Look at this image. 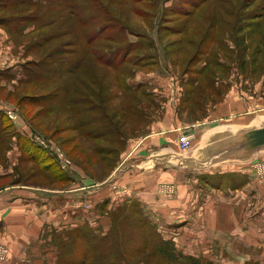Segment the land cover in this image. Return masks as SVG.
Returning a JSON list of instances; mask_svg holds the SVG:
<instances>
[{
	"label": "rangeland",
	"instance_id": "obj_1",
	"mask_svg": "<svg viewBox=\"0 0 264 264\" xmlns=\"http://www.w3.org/2000/svg\"><path fill=\"white\" fill-rule=\"evenodd\" d=\"M235 5L242 6L237 14ZM44 10L48 15L34 20ZM0 17L23 21V31L14 33L0 25V103L6 104L0 110L5 125L0 133L15 136L20 151L15 160L12 139L0 138V190L33 186L55 192L59 200L44 204L27 197L24 189L4 200L15 204L12 213L24 209L43 222L35 235L27 228L19 231L26 239L16 249L1 230L0 264H96L62 258L61 253L78 256L84 249L73 246L68 233L88 225L108 234L118 221H125L121 234L130 247L131 238L157 243L153 259L121 256V264H176L168 256L158 260L163 249L192 257L185 264H244L233 259L238 249L233 254L229 249L248 238H255L256 246L247 250L253 254L245 264H264V153L243 164L249 168L244 174L207 180L210 176L202 172L172 173L159 167L162 179L150 183L152 176L144 171L159 164L152 159L150 166L137 168L132 161L141 158H133L131 150L167 113H179L183 123L192 124L195 140L232 93L240 112L215 122L264 117V0H0ZM51 22L53 29L46 30ZM52 35L56 43L50 45L46 39ZM56 46L67 52L78 46L79 55L86 56L75 77L60 74L63 66L52 55ZM99 57L111 59L113 68ZM44 60L42 83L30 81L27 74L39 78L33 71ZM54 88V102L33 98ZM80 88L93 102L99 96H90L89 89L106 95L104 105L112 117H102L97 126L98 111L83 112L76 93ZM83 116L91 120L86 127ZM76 122L83 128L77 130ZM23 125L27 133L15 130ZM96 127L106 133L103 139L86 136ZM98 145L108 148L106 159L97 156ZM118 168L130 169L114 179ZM86 185L93 191L80 193L78 186ZM167 185H173L172 192ZM139 216L152 222L149 232H140V223L133 221ZM110 236L116 241L114 231Z\"/></svg>",
	"mask_w": 264,
	"mask_h": 264
},
{
	"label": "crops",
	"instance_id": "obj_2",
	"mask_svg": "<svg viewBox=\"0 0 264 264\" xmlns=\"http://www.w3.org/2000/svg\"><path fill=\"white\" fill-rule=\"evenodd\" d=\"M234 96H235V93L228 95L227 98L224 100L223 104L219 105L215 109V111H213V113L211 114L207 122L202 125L201 133L199 136L197 135L196 139L194 140L193 147L188 150H183L180 148L179 143L177 141V137L179 139L178 134L181 131L182 132L184 131L194 132L192 124L183 123L182 118H180L179 116L180 114L179 113L176 114V112L167 113L162 119L156 120L153 123L154 126L152 129V133H149L147 136L140 139L138 142L135 141L131 145V150H134L133 158H136V157L141 158V160H137L138 158H136L135 161H132L134 162L133 164L137 168L139 167L141 168L142 166L147 167V166H150L149 161L152 159L156 161L157 164H159V165H156L157 168H149V169H146L145 171L143 170L145 173H149L152 176L150 183H152V181H157L158 178L162 179V174L159 171V167L171 168L170 171L172 173L176 171H179L182 174H187V172H202L200 173V175L204 176V174H208L210 176L207 180L213 179V178L223 179V176L225 178H228L234 174L246 173L245 171L249 168L248 166L243 165V164H248L247 162H249L250 160L249 161L228 160V161L221 162V163H215L208 167H189L187 165V159L192 157L193 155L192 153L196 149V147H198V145L202 143L204 140H207V138L210 137L212 134L223 131V130H227L229 128L235 129L238 126L248 125V124L259 121L261 118H264V117H260L258 119H254L252 116H249L247 117L248 121L242 122V123L238 122V120L230 121V122H223V123L215 122L218 119L224 118L226 115H229L234 112L235 113L240 112V110H236L238 107L239 100L237 98L234 99ZM5 105L6 104L4 102H1L0 110L4 109ZM244 106L245 105H242V107ZM0 113L2 114L3 112L0 111ZM3 121H4V118H0V130L5 127V125L3 124ZM182 127H185L184 130L182 129ZM177 129L179 130V132L177 131ZM15 130L27 133L25 125L18 127ZM5 137H10L12 139V147H14L13 152L16 154L15 160L19 161L20 151L18 150L17 141L15 139V136H12L8 133H0V138H5ZM16 149L18 150V152H15ZM11 154H13L12 150L9 153L10 160H12ZM14 163L16 164L15 161ZM4 168H5V172H7L8 169L6 168V165H4ZM127 169H130V168H127ZM127 169L118 168L117 171L112 175V177L114 179H118V177L120 176V173H123ZM11 171H16L15 167L14 169H11ZM1 172L3 171L0 169V173ZM141 172L138 171V174H140ZM144 172L142 174H144ZM78 187H79V190H81V192L78 191V194L79 192L83 194L84 193L89 194L93 191V187L91 185L83 186L81 189H80V186ZM19 189L27 190L28 192H23V193L30 199L38 200L37 199L38 197L39 200L43 202L44 201L47 202L44 204L53 205L59 201L57 199L58 195L55 192H51L49 194L44 189L33 187V186H23V185L15 184V185L7 186L3 188L2 190H0V222L2 221V224L0 223V231L1 230L6 231V233L8 234L7 239L9 238L11 239V244L10 243L9 244L11 248L14 247L15 249L21 248L20 243L26 239V237L20 232H22L23 230L27 228L31 230V232H33V234L35 235L42 228V222H43L37 217L32 216L28 211L24 209H22V212L20 213H12L11 207L15 204L8 203V201H4V200H8L13 194L19 193L18 192ZM75 193L76 192L73 191V195ZM25 202L31 203L32 201L27 200ZM9 211L10 213H8ZM25 214L27 215L26 218H25ZM157 220L159 221L158 218ZM169 220L172 221V219H169ZM162 223H166V221H163ZM255 246H256L255 238H248V239H244L236 247H231L229 251L233 254L234 248L235 249L237 248L238 252L235 251L236 252L235 258H238V259L233 258L234 261L239 260V261L247 263V261L251 259L252 254H253L251 253L249 255V253H247V250ZM240 250L242 252L245 251V253L239 256L238 253L240 252ZM243 255H246V256L241 257ZM238 263L240 264V262H237V264Z\"/></svg>",
	"mask_w": 264,
	"mask_h": 264
},
{
	"label": "trees",
	"instance_id": "obj_3",
	"mask_svg": "<svg viewBox=\"0 0 264 264\" xmlns=\"http://www.w3.org/2000/svg\"><path fill=\"white\" fill-rule=\"evenodd\" d=\"M16 1L19 2L20 0H16ZM9 5L10 4H7V6H9ZM15 5H17V4H15ZM1 6L4 7L5 3H3ZM230 7L232 8L233 6L225 7V9L230 8ZM241 7L242 6L235 5L234 11L236 14L238 13V10L241 9ZM29 8H32V7L29 6ZM16 12H19V11H16ZM218 12H219V10H218ZM43 14L48 15V12L46 10H44L43 12L36 15L34 17V20L41 19V17H43ZM239 16L241 17V13H239V15L237 16L238 19H239ZM217 18L220 22H223V17L221 16L220 12H219ZM256 22H258V21H256ZM22 23H23V21L20 19H17V18L0 17V25L4 26L11 33L12 32L14 33L18 30L23 31V28L20 27ZM250 24H252V23H250ZM45 28H46V30L47 29H53V22H51L50 24H47L45 26ZM105 30L106 29H102V31H100V32H104ZM55 36L56 35H52L50 38L46 39V40L51 39V41H47V43L50 45L52 42L56 43V41H54V39H53ZM93 38L94 39L97 38V33H93V36H91L90 39L94 40ZM92 40H89V41H92ZM40 45L43 46L45 44L40 43ZM62 47H60V48H62ZM80 51H81V49L78 46L76 48L72 49L70 52L63 51V49H58L57 46L55 47V51L52 52V55L57 57V60L55 62L60 63V65L63 66V69H61L60 74L67 75L66 73H68V74H71L69 76L75 77V73L81 68L82 62L83 63L86 62V56L81 57L79 55ZM164 53H165V55H169L170 51L167 49V50H165ZM98 59H101L104 63L109 64L110 65L109 67L113 66L111 59L104 60L103 57H99ZM37 68H38V70H34L33 73L36 75H39V78L31 77L29 74H27V76H29L28 79L30 81L36 80L37 82L40 83L41 82L40 75L43 74V71L46 68V60L37 64ZM111 68H113V67H111ZM41 86H43V85H41ZM47 87L52 88L53 85L46 86V88ZM86 88H88L87 85H86ZM103 88H105V84H103ZM89 92L91 93L90 96H93L94 98H95V96H99L98 100L94 99V102H93V99L91 100V97H87V91L84 88H80L76 93L77 94L79 93V98L85 105V109H83V112L84 111L92 112L95 110H96V112L98 111L96 114V116H97L96 124L98 126L99 121H102L101 120L102 117L107 119L108 117H112V116L108 112V110L106 109V107L104 105L106 95H105V97H103L102 93H100L96 90L93 92L91 89H89ZM55 95H56V91L54 88V89L50 90L49 93L43 97L37 96V97H33V98L38 99V100L39 99H43V100L46 99V104H48L47 101L54 102V100L56 99ZM69 101H70V103H72L71 100H69ZM43 103H44V101H43ZM52 106L53 105H51V107ZM86 106L88 107V109H86ZM0 116H1L0 118H4V113H2V114L0 113ZM83 118L84 119L81 121V125H85L84 127H86L88 125V123L91 122V120H89L87 117H84V116H83ZM113 121H115V120H113ZM75 125H76L75 128H77V130L83 128V127H79L78 122H76ZM116 131H119V128H116ZM119 132H121V131H119ZM105 134H106L105 132L98 131V129L96 127V129H92L88 133H86V136L94 138V139H98V138L103 139V136ZM122 136H125V135L120 133L121 140H122ZM122 143H123V141H122ZM95 147H96V151H97V156L99 155L100 159H106L105 154L108 152L106 150L108 148H105V147L99 146V145L95 146ZM118 152H120V151L115 150V153H118ZM34 160L39 161V157H34ZM115 212L113 213V215L115 214ZM133 221L140 223V225H139L140 232L147 233L153 228L152 222L147 217H144V216L135 217L133 219ZM124 224H125V221L115 222V225H117V226H115L114 230H112V227L110 229L108 228L109 229L108 234H107V232L103 231V228H102V230L98 231L95 228H91L88 225H85L84 227L78 226V227L71 229L70 230L71 233H68V235H69L68 240H70V242L72 243L73 246L76 244H77V246H80V244H82L84 246V249H83L81 255H78V256L72 254V252H74V251H69V253H61L62 258H64L66 260V259H68V257L72 256L73 258L79 259L80 261H83V262L92 261L96 264H114L115 262L118 264H121L122 263L121 256H127V257L130 256V258H137V259H139V261H142L144 259H146V260L153 259L152 256L154 257V255L156 254L153 250H154L155 246L157 245V243L152 244L147 239H143L142 237H140V241H136V240L131 238L132 245L130 247L129 240L126 237V235L121 234L123 232ZM116 230H117V233H116ZM113 231L116 235L117 243L110 236V234ZM117 234L119 236H117ZM112 235H114V234H112ZM120 237L125 239L126 244L123 243V241L121 240ZM161 239L164 243H167L168 245H172L174 247L172 242L166 241L162 237H161ZM60 245H63V244L60 243ZM125 246H126V248H124ZM158 255H159V258H158L159 261L167 258V256H168L169 259L172 262H176V264H185V263H183L184 260L192 259V257H187L184 255H178L176 253L170 254L165 249L161 250L160 253H158ZM138 257H140V258H138Z\"/></svg>",
	"mask_w": 264,
	"mask_h": 264
},
{
	"label": "water",
	"instance_id": "obj_4",
	"mask_svg": "<svg viewBox=\"0 0 264 264\" xmlns=\"http://www.w3.org/2000/svg\"><path fill=\"white\" fill-rule=\"evenodd\" d=\"M264 153V118L212 134L196 147L189 167H208L228 160L249 161Z\"/></svg>",
	"mask_w": 264,
	"mask_h": 264
},
{
	"label": "built area",
	"instance_id": "obj_5",
	"mask_svg": "<svg viewBox=\"0 0 264 264\" xmlns=\"http://www.w3.org/2000/svg\"><path fill=\"white\" fill-rule=\"evenodd\" d=\"M193 142H194V139H193V134L191 132L184 131L180 133L178 143L181 149L183 150L190 149L193 146ZM173 189H174L173 185H167L166 187V191L168 193L172 192Z\"/></svg>",
	"mask_w": 264,
	"mask_h": 264
}]
</instances>
